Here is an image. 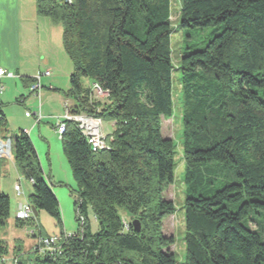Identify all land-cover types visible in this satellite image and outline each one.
<instances>
[{
	"label": "trees",
	"instance_id": "trees-1",
	"mask_svg": "<svg viewBox=\"0 0 264 264\" xmlns=\"http://www.w3.org/2000/svg\"><path fill=\"white\" fill-rule=\"evenodd\" d=\"M180 6L183 26L210 27L214 35L201 49L188 47L176 67L172 0H36L37 14L62 26L73 64L64 92L75 99L71 108L114 128L108 147L98 151L74 122L61 136L78 220L84 218L72 234L63 231L60 202L29 133L10 138L14 164L31 182L28 201L38 215L56 220L63 237L60 251L24 260L17 245L16 264L177 263L170 250L175 237L163 231L164 218L176 212L164 197L174 182L176 143L162 134V119L174 113L175 70L184 91L185 264H264V226L256 219L264 216V0H180ZM94 84L108 96L94 99ZM3 106L0 99V134L7 140ZM7 159L0 157L1 264L10 251L2 238L11 215L2 184ZM37 216L16 218L15 225L34 224Z\"/></svg>",
	"mask_w": 264,
	"mask_h": 264
},
{
	"label": "rangeland",
	"instance_id": "rangeland-1",
	"mask_svg": "<svg viewBox=\"0 0 264 264\" xmlns=\"http://www.w3.org/2000/svg\"><path fill=\"white\" fill-rule=\"evenodd\" d=\"M180 0H172V26L173 32L171 36V48L174 64L176 67L180 63L181 56L190 47L192 50L201 49L214 35L212 28L200 27H187L183 26L180 22ZM61 26L60 23H54ZM62 27V26H61ZM63 58V59H62ZM65 60V61H64ZM61 69L66 70L69 68L68 86L67 89L50 90L43 88L41 95L43 120L37 125L34 116L27 117L26 112L33 113L38 109V99L35 95L31 94L30 88H24V97L18 98L22 103L13 98L9 103H5L3 110L8 120L6 135L14 140L15 136L24 130L30 131V138L37 150L46 182L52 187L56 194L61 207L64 229L68 234L76 233L81 226V221L78 220L77 207L75 206V192L76 183L73 177L72 169L64 154L61 135L58 133L56 126L62 120L64 115V101L73 102V97H65L64 92L71 88L70 75L73 71V64L66 53L63 57L58 59ZM182 72L180 70L174 71V113L169 119H162V134L165 137H170L176 143V172L174 182L168 185L164 190V197L172 199L176 212L164 218L163 231L167 235L175 237V244L170 246L176 254V264H185L186 258V245L185 236L187 233L185 223V199H186V183L185 177L187 172V163L183 155L184 139H185V125H184V91ZM83 84L87 87L90 86L91 81L87 78L83 79ZM56 94H61L64 99L62 100ZM18 99V100H19ZM66 99V100H65ZM102 128L105 135L111 134L113 125L111 122L103 121ZM10 163L7 171V176L3 178L2 184L5 191H8L11 196L12 208L11 215L7 221L5 228H3L2 238L8 244L9 258L5 264L12 263V255L16 254L18 250L16 245L21 246V253L19 259L24 260L27 257L33 258L35 253L33 251L34 237L29 234L32 228H38V225L43 234L48 233H61V227L57 225L56 220L47 214L45 211H40L36 217L34 224H27L24 227L15 225L16 210L14 208L15 194L12 192L13 185L20 183L22 187V196L32 190L31 182L19 173L16 166L13 165L12 157L8 158ZM16 185V184H15ZM221 184L217 183V187ZM88 219L93 232L99 229V224L95 219L92 210H89ZM257 222L264 226V216H257ZM36 226V227H35ZM255 228L256 225L252 223ZM32 245V246H31ZM20 250V249H19ZM1 264V262H0Z\"/></svg>",
	"mask_w": 264,
	"mask_h": 264
},
{
	"label": "crops",
	"instance_id": "crops-1",
	"mask_svg": "<svg viewBox=\"0 0 264 264\" xmlns=\"http://www.w3.org/2000/svg\"><path fill=\"white\" fill-rule=\"evenodd\" d=\"M54 23L50 18L37 14L36 0H0V68L15 74V77H0V99L3 104L9 103L13 98L18 101L19 96L24 97L22 95L23 89L28 88L31 83H27L22 78H34L38 73L46 70H49L51 74L43 76V88L50 90L69 88L67 87L69 68L61 69L58 61L59 57L61 55L63 57V53H66L62 43V27ZM56 95L62 100L64 99L61 94ZM65 104L72 107L75 102L64 101V111ZM111 124L113 125V122ZM30 134L29 131V136ZM12 163L15 166L14 161ZM9 165L7 159L3 178L7 176ZM15 184L12 192L15 194L13 205L17 212L19 204L28 200L30 191L22 196V193L18 194L14 190ZM6 192L9 194L8 191ZM64 232L67 233L65 229ZM59 234L48 233L44 235ZM32 244H35V239ZM18 246L21 250V246ZM15 247L17 246L15 245ZM8 258L9 254L6 256L7 262ZM13 258H16V254L12 255V260Z\"/></svg>",
	"mask_w": 264,
	"mask_h": 264
},
{
	"label": "built area",
	"instance_id": "built-area-1",
	"mask_svg": "<svg viewBox=\"0 0 264 264\" xmlns=\"http://www.w3.org/2000/svg\"><path fill=\"white\" fill-rule=\"evenodd\" d=\"M51 72L46 70L45 72L38 73L33 79L34 81L30 84V92L35 95L38 99V109L31 113L26 112V116H34L36 123H39L43 119L42 104H41V90L43 88L42 78L43 76H49ZM15 77L14 72L7 71L4 68H0V77ZM92 97L94 99H101L108 96V92L105 91L99 84H94L92 86ZM74 122L77 124L81 132L86 136L89 144L91 145L93 151H98L108 147V135L104 134L102 128V120L100 118L87 115L84 113L75 112L68 104H65V111L62 120L58 122L57 131L62 136V134L67 129V123ZM29 133L28 130H25ZM12 142L10 139H4L0 134V157L9 158L11 157ZM14 190L18 193H22V187L20 183L14 186ZM34 215L33 207L27 200L24 203H20L16 212V218L20 220H29ZM81 224L84 223V218L80 217ZM39 229L29 230V234L34 237L35 244L33 245V252H38L39 254H54L60 251L61 242L63 237L59 235H42L39 233ZM7 262L6 258H4ZM13 264L17 263V258H13Z\"/></svg>",
	"mask_w": 264,
	"mask_h": 264
},
{
	"label": "water",
	"instance_id": "water-1",
	"mask_svg": "<svg viewBox=\"0 0 264 264\" xmlns=\"http://www.w3.org/2000/svg\"><path fill=\"white\" fill-rule=\"evenodd\" d=\"M33 212H34V215H35V216L38 215V212H37V210H36L35 208H33ZM133 224H134V227H135L138 231H140V229H141V224H140V222H139L138 220H135V221L133 222Z\"/></svg>",
	"mask_w": 264,
	"mask_h": 264
}]
</instances>
